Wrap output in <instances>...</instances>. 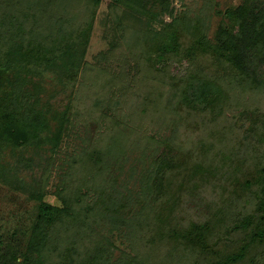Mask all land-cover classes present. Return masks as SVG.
<instances>
[{
	"label": "rangeland",
	"instance_id": "1",
	"mask_svg": "<svg viewBox=\"0 0 264 264\" xmlns=\"http://www.w3.org/2000/svg\"><path fill=\"white\" fill-rule=\"evenodd\" d=\"M241 1L172 0V4L174 16L189 26V32H197L194 27L203 21L200 25L213 38L222 19L219 8ZM110 2L102 0L93 15V28L75 81L61 79L48 69V63L43 65L35 58L26 71L23 67L14 71L20 84L10 86L17 89L14 102L25 105L29 94L30 102L41 100L54 110L71 106V121L57 147L36 140L26 145H5L0 154V234L24 229L22 221L30 223L38 203L31 195L41 191L43 199L51 204L63 206V196L79 207V212L85 208L81 223H70L66 230L59 228L60 235L43 252L44 264H72L69 257L82 258L88 247L82 243L87 240L101 243L103 249L108 246L103 264H171L166 245H146L157 238L158 230L151 227L156 216L167 219L173 227L221 216L225 229L218 231L214 243L220 250L222 245L229 249L244 238L242 230H231L235 216L252 208L242 184H237L247 177L242 165L264 163V93L228 69L219 68L211 74L203 59L180 55L166 63L158 61L152 51L149 57L145 53L146 39L138 41L135 37V28H146V17L138 16L140 22L128 21L127 14L134 5H118L112 10ZM91 4L89 0H69L60 11L70 15V23L65 22L67 18L62 23L56 19L42 25H36L33 18L27 20L31 34L27 31L18 41L37 48V53L42 49V58L60 56L59 48L41 47L44 41L39 35H45L49 42L59 38L52 25L60 22L66 23L59 28L68 37L63 46L69 39L71 44L79 41L73 30L84 23L83 15ZM163 18L171 22L173 16L166 14ZM151 27L157 32L163 25L155 22ZM2 34L5 43L7 33ZM199 68L224 88L219 106L204 112L182 107L168 87L174 78ZM259 70L264 81V71ZM164 77L168 78L162 87ZM56 124L52 122V129ZM51 131L43 135L51 136ZM101 138L111 142L108 146L113 145L109 162L113 169L120 170L117 178L102 176L95 164L73 165V160L81 161V155L89 149L106 147ZM106 187V207L102 209L104 204L98 200L100 190ZM89 207L94 208L93 215L87 212ZM111 217L115 221L108 219ZM21 234L19 231L17 237Z\"/></svg>",
	"mask_w": 264,
	"mask_h": 264
},
{
	"label": "trees",
	"instance_id": "2",
	"mask_svg": "<svg viewBox=\"0 0 264 264\" xmlns=\"http://www.w3.org/2000/svg\"><path fill=\"white\" fill-rule=\"evenodd\" d=\"M89 1L92 4L83 15L84 23L77 25L73 30L75 38L80 40H74L71 44L69 39L67 46H63V40L68 37L67 34H62L63 29L59 27L70 23L71 20L68 19L70 18L68 13H62L60 10L69 3V0H0V154L5 149V145L12 147L26 145L29 140H36L37 143L48 142L58 146L62 133L71 121L69 116L71 106L64 110H54L49 103L41 104V100L30 102L29 94L25 97L27 103L23 105L20 101L19 103L13 101L17 89H12L10 86L19 84V78H16L14 71H17L19 67H23L26 71L31 67L34 58L35 61L43 62V65L44 62L48 63V69L60 75L61 79L76 80L93 28V15L102 0ZM110 1L112 10L118 5H134L135 8H131L127 14L128 21L138 20L140 22L138 16L146 17V28H135L137 30L135 37L138 41L146 39L147 42H144L148 50L145 53H148L149 57L152 51V55H156L158 61L166 63H170L173 57L180 55L186 56L187 59L191 58V60L203 59L206 61L205 69L211 74H215L219 68L228 69L234 76L243 77L248 86L251 85L255 89L260 88L259 92L264 93L262 90L264 81L260 80L261 75L259 74L260 68L264 71V0H242L236 6L219 8L218 15L222 19L218 21L213 38L208 37L205 29L200 25L203 21H199L194 27L197 32H189V26L174 16L172 0ZM166 14L173 16L171 22L164 20L163 17ZM31 18L34 19L36 25L56 19L62 23L67 18L66 23L62 25L60 22L52 25L56 30L50 27L59 33V38H52L49 42L45 39V35H39L40 40L44 41L40 46L50 45L54 51L59 48L60 56L56 55L50 59L42 58V49L39 48L37 53L35 52L37 48L34 50L32 47H27L24 42L18 41L27 31L31 34L32 27L27 25ZM155 22L163 25V28L157 32L151 27ZM202 31L203 34L200 33ZM4 32L7 33V39L5 43H2ZM49 34H51L50 31L48 38ZM15 48L18 50L16 51ZM43 65L40 64V66ZM198 65V67L201 66V64ZM208 76V73L205 75L201 68L198 71L191 70L186 75L174 78L175 81L168 82V87L174 95L179 97L182 107L194 112H204L219 106L224 98V88L219 81ZM20 78L23 82L24 76L21 75ZM166 78L168 77L163 78L162 87H165ZM52 122L57 123L54 129L51 126ZM50 130L53 135H43V132H50ZM261 139V141L264 140V131ZM101 140L106 147L96 150L89 149L81 155V161L74 159L73 165L78 162L88 166L95 164L99 166L98 170L102 171V176L117 178L120 170L113 169L109 162L113 145L108 146L111 142L106 143L103 138ZM115 142L122 146L120 140ZM242 166L243 170H240L246 173L247 177H243L237 184H242L244 195L248 196L252 208L250 211H244L235 216L237 218L231 230L234 227L237 231L242 230L243 240L241 239L238 244L229 249L224 245H222L223 250L217 248L214 240L218 236V231L223 228L224 218L221 216H216L214 219L208 217L204 220L200 218L190 221L186 226L177 225L175 227L170 225L167 219L156 216L157 219L153 220L151 227L158 230L155 235L157 238L148 240L146 245L156 242L166 245L168 248L166 254L171 264H259L260 257L264 255V163ZM102 189L104 190H100L102 194L100 193L101 197L98 202L104 204L102 209H105L104 197L108 192L106 193L107 187ZM232 192H235L233 188ZM43 194L40 191V193L36 192L31 195L38 203L30 223L22 221L24 229L14 228L8 232V235L0 234V264H44L43 252L49 249L50 241L60 235L59 228L64 227L66 230L70 223L78 224L83 221L85 208L79 212V207L73 206L70 200L63 196H61L63 206L54 205L46 202ZM120 206L123 207L124 204ZM108 209L110 207H107ZM86 210L93 215L94 208L89 207ZM108 219L115 221L113 217ZM120 222L127 223L123 219ZM19 231L22 232L20 238L17 237ZM82 245L88 246L84 256L80 258V255L78 259H73L71 255L70 263L103 264L107 258L104 255L109 252L108 246L107 249H103V246L100 247L101 243L95 244L90 240ZM95 248L96 251H94Z\"/></svg>",
	"mask_w": 264,
	"mask_h": 264
}]
</instances>
